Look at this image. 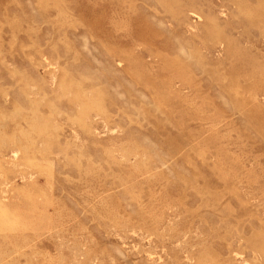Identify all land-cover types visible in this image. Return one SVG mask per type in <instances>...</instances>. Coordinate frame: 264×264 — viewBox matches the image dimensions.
<instances>
[{
    "label": "rangeland",
    "instance_id": "1",
    "mask_svg": "<svg viewBox=\"0 0 264 264\" xmlns=\"http://www.w3.org/2000/svg\"><path fill=\"white\" fill-rule=\"evenodd\" d=\"M0 264H264V0H0Z\"/></svg>",
    "mask_w": 264,
    "mask_h": 264
}]
</instances>
